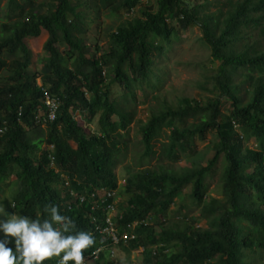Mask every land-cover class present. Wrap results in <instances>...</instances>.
<instances>
[{
  "label": "trees",
  "instance_id": "trees-1",
  "mask_svg": "<svg viewBox=\"0 0 264 264\" xmlns=\"http://www.w3.org/2000/svg\"><path fill=\"white\" fill-rule=\"evenodd\" d=\"M139 3L5 0L0 11V119L7 127L0 134V193L1 184L13 176L10 201L18 214L47 219L45 205L56 204L77 230L89 231L88 205L73 202L68 207L59 174L65 173L80 191L117 187L119 145L133 117L134 90L158 88L156 61L180 30L198 26L200 40L216 62L210 76L215 95L206 100L183 97L174 107L153 109L139 126L140 141L142 154L153 156L155 142L165 132L159 157L171 164L190 162L198 151L196 139L212 132L214 153L204 166L159 164L127 172L118 191L125 197L119 205L122 222L146 220L130 242L133 249L142 246L145 264H264V0H156L154 8L142 7L138 16L110 30L109 48L96 46L98 56L89 52L82 37L89 12L123 16ZM45 4L47 10L41 11ZM43 31L47 36L37 68L26 40ZM60 44L67 49L60 50ZM113 85L121 87L119 96ZM44 93L61 100L45 130L34 119L44 109ZM221 97L229 103L225 113ZM94 117L91 131L87 124ZM249 142L254 146L246 147ZM219 159L220 196L205 200V178ZM188 185L191 203L207 226L185 219L181 227L165 226L161 219ZM8 246L14 248L11 242Z\"/></svg>",
  "mask_w": 264,
  "mask_h": 264
},
{
  "label": "rangeland",
  "instance_id": "rangeland-1",
  "mask_svg": "<svg viewBox=\"0 0 264 264\" xmlns=\"http://www.w3.org/2000/svg\"><path fill=\"white\" fill-rule=\"evenodd\" d=\"M52 0H33L35 4L40 2H51ZM5 0L0 2V11L4 7ZM156 0H140L139 5L134 9L131 14L114 15L110 16L106 11L99 13L97 17L91 12L88 13L85 21L86 25L83 28L82 37L85 43L88 44L89 52L98 56L100 51L96 50V46L102 49L109 48L108 33L113 30L114 27L121 21L134 18L139 15L138 9L145 7L154 8ZM47 10V4L41 9V11ZM2 13L0 12V19ZM46 33L42 34L35 39H27L26 44L31 48L33 52L34 62L39 68L42 44L46 39ZM202 33L198 26H192L186 30H180L178 34L172 37L168 49L164 52V55L156 61L155 73H158L161 79V84L154 91L145 88L144 90L137 88L134 90L135 101L132 106L133 117L128 125L127 131L123 135V144L118 156V162L116 165V176L119 183L124 181L127 172L136 171L140 168L150 167L155 168L161 164L166 167H189L190 162L206 165L209 159L213 155L211 148V142H214L215 135L212 132H208L204 140L196 139L197 153L190 157V162L180 160L175 163H169L167 160L159 157L157 153L158 147L161 142L166 141V133L163 132L159 139L156 140L153 149L156 151L153 156L145 157L143 153V145L140 141L139 126L149 118L150 112L158 107L164 105L176 106L181 98H194L197 100H206L209 97L214 96L212 87L211 74L215 70L216 62L210 56V50L200 40ZM166 46L167 43H164ZM65 44H60V50H66ZM214 62V63H213ZM38 83L40 80L38 79ZM210 90V91H209ZM212 90V91H211ZM112 92L114 95L119 96L121 87L117 85L112 86ZM144 92V93H143ZM241 95L246 98L243 91ZM223 102V103H222ZM131 102H129V105ZM131 108V107H130ZM229 103L225 101V97H221L220 109L223 113L227 112ZM129 109V107H128ZM96 117L93 118L92 124H87V127L93 131L95 128ZM45 130V126H42ZM254 145L249 142L246 147L251 148ZM45 148V145L42 146ZM222 160H218L213 170L206 176V194L205 200L209 197H219L220 195V175H221ZM13 176L6 179L1 184L3 190L0 193V207H4L5 215L17 214V209L13 208L10 201V191L13 190ZM192 185H188L176 198L173 204L169 207L168 215L166 218H162L165 226H182V219L186 220V223L193 224L195 226L206 227V221L199 215V207H196L189 198V192ZM123 198V197H122ZM187 205L186 207H184ZM0 219H6V216H0ZM153 222V221H152ZM178 222V223H177ZM3 234L0 233V236ZM10 242L14 240L13 237H9ZM125 254L120 251L119 254ZM136 254V253H134ZM134 254L131 253V258ZM104 256L107 257V252H104ZM129 259V255H128ZM127 260V257L123 259ZM133 260H137L135 257Z\"/></svg>",
  "mask_w": 264,
  "mask_h": 264
},
{
  "label": "clouds",
  "instance_id": "clouds-1",
  "mask_svg": "<svg viewBox=\"0 0 264 264\" xmlns=\"http://www.w3.org/2000/svg\"><path fill=\"white\" fill-rule=\"evenodd\" d=\"M38 79L40 80V77H37L36 84L42 88L41 80L38 83ZM56 97L60 106L61 100L58 96ZM41 102L44 109L36 115L38 120L36 116L34 119L35 123L42 127L55 118L52 121H43L46 108L43 99ZM0 123L3 129L0 134H2L7 126L1 119ZM51 148L52 145H49L48 149ZM49 158L50 167H54L53 158L51 156ZM59 175L61 178L60 188L70 198L68 207L70 208L73 202L87 204L91 211L88 215L91 216L89 222L92 227L89 231L77 230L74 220L61 214L56 204L45 205L44 210L49 214L47 219L30 218L18 214V212L5 215L4 207H0V216H6V219H0V233L3 234L0 236V264H42L48 259V264H125L128 262L130 264H145L142 246L133 249L130 247V242L136 239L137 228L147 225L146 220L135 219L122 222L123 212L119 205L124 202L125 197L119 195L118 191L124 185L125 178L122 183H119L116 176V188L100 186L80 191L71 186V180L65 173ZM11 206L14 208L13 203ZM93 214L100 218L97 219ZM97 220L99 224H96ZM148 224H152V221H148ZM9 237L14 238L11 241L14 248L8 246L10 244ZM95 237L99 240L97 245L93 246ZM89 247L94 248L88 253H84V250ZM120 251L125 254H119ZM104 252H107V257L104 256ZM131 253H136L133 258H131ZM126 257L127 260L124 261L123 259ZM135 257L137 260H133Z\"/></svg>",
  "mask_w": 264,
  "mask_h": 264
},
{
  "label": "built area",
  "instance_id": "built-area-1",
  "mask_svg": "<svg viewBox=\"0 0 264 264\" xmlns=\"http://www.w3.org/2000/svg\"><path fill=\"white\" fill-rule=\"evenodd\" d=\"M43 103L46 108V115L43 116V121H52L55 118V113L59 106V100L56 96L45 94L43 98ZM36 119L38 120L37 116H36ZM2 130L3 129L1 128V125H0V132H2Z\"/></svg>",
  "mask_w": 264,
  "mask_h": 264
}]
</instances>
